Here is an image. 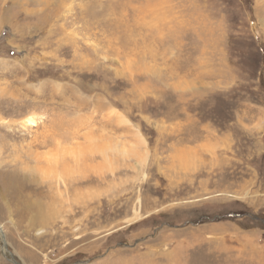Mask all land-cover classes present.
I'll return each instance as SVG.
<instances>
[{"label": "rangeland", "instance_id": "1", "mask_svg": "<svg viewBox=\"0 0 264 264\" xmlns=\"http://www.w3.org/2000/svg\"><path fill=\"white\" fill-rule=\"evenodd\" d=\"M0 233V264H264V0H0Z\"/></svg>", "mask_w": 264, "mask_h": 264}, {"label": "bare ground", "instance_id": "2", "mask_svg": "<svg viewBox=\"0 0 264 264\" xmlns=\"http://www.w3.org/2000/svg\"><path fill=\"white\" fill-rule=\"evenodd\" d=\"M25 123L28 125V126H33L34 124H36L35 123V120H34V118L31 116H29V117H27L26 119H25ZM42 232V231H41ZM41 232H38L37 233V235L39 234V233H41ZM1 234V233H0Z\"/></svg>", "mask_w": 264, "mask_h": 264}, {"label": "water", "instance_id": "3", "mask_svg": "<svg viewBox=\"0 0 264 264\" xmlns=\"http://www.w3.org/2000/svg\"><path fill=\"white\" fill-rule=\"evenodd\" d=\"M1 238H3V236L1 235ZM2 243H3V248H5V243L4 240L2 239Z\"/></svg>", "mask_w": 264, "mask_h": 264}]
</instances>
